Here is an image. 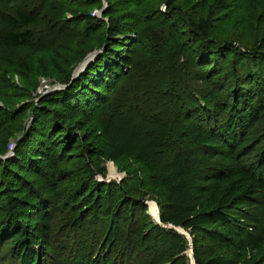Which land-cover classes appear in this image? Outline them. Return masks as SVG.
I'll return each mask as SVG.
<instances>
[{
  "label": "trees",
  "instance_id": "16d2710c",
  "mask_svg": "<svg viewBox=\"0 0 264 264\" xmlns=\"http://www.w3.org/2000/svg\"><path fill=\"white\" fill-rule=\"evenodd\" d=\"M45 1L40 0L30 10L22 3L13 11L6 0H0L1 49L37 50L33 27L39 24L38 14L45 13L49 22L45 31L55 32L48 60H60L56 49L71 35L67 30L81 28L85 20L67 19L68 12L81 8L90 12L103 7L102 0H53L51 5ZM107 1L109 9L104 19L91 18L92 35L85 37L81 45L84 48L90 43L89 49H82L68 66L82 62L91 53L102 52L75 81L71 78L73 69L63 71L67 88L40 97L32 109L34 123L17 145L15 157L0 159V264H191L186 254L190 249L187 237L163 225L181 227L190 234L196 264H264V82L260 77V72L264 74V35L254 48L243 45L252 51L250 55L238 48L235 51L233 42L222 45L211 38L200 19L212 18L213 0L193 1V23L188 24L195 28L182 22L178 12L182 16L184 12L177 7L179 0H155L152 4L147 0H129L128 11H135L142 17L140 21L115 10L121 0ZM254 8L257 18L264 20V0H255ZM162 20H170L174 33L177 32L173 34L172 29L168 38L173 42L163 45L164 49H172L174 60L161 51L151 53L146 48L153 40L149 34L156 36L162 32ZM181 29L190 31L188 48L183 44V35L178 33ZM129 33L140 34L144 46L136 47L134 42L129 45ZM236 42L242 45V41ZM188 53L192 65L204 71V78L198 75V80L208 81L210 88L191 87L187 74H174L177 64L187 66ZM226 54L233 56L231 61H227ZM18 63L11 61L14 66ZM150 65L160 67L159 73L168 76L157 81L156 90L169 96L178 119L191 127L190 132L177 136L154 131L158 144L149 145L153 149L149 154L141 150L134 154V162L129 158L133 156L131 145L125 149L127 161L123 170L131 176L129 168L136 164V178L144 172V163L158 166L161 159H167L166 151L174 157L169 166L163 167L164 175H153L154 182L169 192L164 193L161 224L157 225L147 215L148 208L141 197L145 194L138 187L146 186L140 182L132 186L135 179L101 184L88 191L76 187V178L59 173L64 159L71 154L85 166L100 153L97 139L102 124L90 122L86 116L97 118L96 114L105 108L110 93L124 77ZM2 70L1 67L0 82L4 80ZM140 72L142 76L148 74L144 68ZM52 77L63 81L62 74ZM250 82L252 85L246 86ZM139 83L124 85L119 93L128 89V99L133 100ZM37 85V81L32 83L34 89ZM1 91L2 88L3 102ZM83 94L91 99V106L85 114H77L75 106L82 103ZM112 111L109 121L117 118L116 110ZM3 112L0 156L8 151L12 130L8 112L16 115L19 122L27 116V111L22 110ZM167 114L166 110L162 115ZM162 115L157 120L163 121ZM131 129L136 133L142 131ZM204 136L216 140L217 146L204 144ZM173 138H177V143L172 147ZM182 157L184 161L179 163L178 158ZM73 181V188H66ZM95 192L109 195L102 199ZM115 196L119 198L112 202L110 198Z\"/></svg>",
  "mask_w": 264,
  "mask_h": 264
},
{
  "label": "rangeland",
  "instance_id": "374dc122",
  "mask_svg": "<svg viewBox=\"0 0 264 264\" xmlns=\"http://www.w3.org/2000/svg\"><path fill=\"white\" fill-rule=\"evenodd\" d=\"M6 1L8 4L7 7L11 8V10L13 11L19 9L22 3H24L26 10H30L32 9V7H36L37 5H39L40 2V0ZM154 1L155 0H147V2L151 4ZM193 1L194 0H179L180 5L177 7L183 9L184 16H182L179 12L178 15L181 17L182 22L185 24H188V21L192 22L190 18V11L194 4ZM45 2L51 5L53 0H46ZM3 4L5 3L3 2ZM102 4V9L95 8L90 12H87V9L82 8L81 10L74 9L72 12H68L67 19L79 17L84 18L85 20L81 28L67 30V32L71 33V35L67 37L68 39H64L63 41H61V43L59 44V48L56 49L58 53H54L60 58V60H48V55L53 52V48L51 49V47L53 46L50 44L53 36L55 35L53 33L55 32L50 31V34H48L47 31H45L49 24V22L47 21L48 18L46 17L45 13L38 14L39 24L33 27V31L36 34V38L38 39V49L34 50L35 52L23 48L15 49L10 52L6 49L0 48V68H3L2 76L4 79L2 80V82H0V88H2L1 92L3 93L2 96L4 98V101L0 102V128L4 124V122L2 121V118L5 117L3 115V111H27V116L20 122L18 121L19 119L16 118V115L13 116L11 112H8L9 114H11L10 116H8V118H11L12 120L9 129L12 130L10 132V139L7 142L8 151L5 155H1L0 159L5 161L15 157L17 145L26 136L27 132L34 123V115L32 114V109L35 104L38 105L40 97L52 91L65 90L62 88L67 87L68 83H63L66 76L65 72L63 73V71L67 70V68H71L73 69V72H75L76 69H79V66L90 55L89 54L82 62H75L74 65H71L72 67L68 66L72 63L71 59L75 60L82 49H84L85 51L89 49L88 46L90 45V43H88L87 46L84 45V48H82L81 45L85 43V37L88 38L89 35H92L93 21L91 18L95 16L100 19H104V15L109 9V4L107 0H102ZM254 4L255 0H213L211 7V10L213 12L210 13L213 14V16L212 18L209 17L200 19L201 25L208 33L211 34V38L213 37L217 41H220L222 45L225 44V42L228 44L233 42L235 43V51H238V49H240V52H246L248 55H250L252 54V51L244 48V46L254 48V46L260 45L258 43V39L260 38V36L264 35V20H259V18H257V16L255 15ZM135 5H137L138 7V4ZM129 6V0H121L117 3L115 10H117L120 15L127 12L131 20L140 21L142 17L139 18L140 16L134 13L135 11H128L130 8ZM162 6L163 8H161L166 11L165 4H162ZM141 7L145 8L143 4H141ZM105 21L110 22L108 18H105ZM161 23H163V27L160 30L162 31L161 33L159 32V34H157L156 36L149 34V36H151L153 40L149 42V46H146L147 51L151 53L161 51L164 55H166V57H171V60H174L175 56H172V54H170V52L172 53V49L170 47H166L164 49L163 46L165 43L170 44L171 42H173L172 38H168V33L172 32L173 29L171 21L162 20ZM190 27L195 28L194 26H192V24L190 25ZM53 30H55V27L53 28ZM189 32L190 31L185 32V30L184 32H182V29L178 32L179 34L183 35V40H185L183 44L185 48H188L190 45V39L188 36ZM172 33L176 34L177 32L175 31L174 33L173 29ZM128 35L132 37V41H128L129 45L131 44V42H134L136 47L142 48V46H144L140 43L142 41V39L140 38V34L138 35L136 33H129ZM236 40L242 41V45L236 42ZM98 52L101 53L102 51ZM184 56L187 55L184 54ZM232 57V55L230 57L228 54H226L227 61H231ZM188 58L190 60L188 59V62L185 63V65L187 66H184V63L180 66L177 64L176 67L178 68V71H174V74H176L177 76L187 74L186 76L187 79H189V85H191V87L193 86L197 88H210V83L208 81L198 80V75H201V77L204 78V71L192 65V56L189 53ZM95 59L92 61V63L95 61ZM246 59L247 57H245V60ZM11 61H18L19 63L14 66L11 65ZM67 62H69V64ZM91 64H89V66ZM4 66L7 69L6 72L4 71ZM87 68H85V70ZM143 68L148 72L146 76H142L140 72ZM143 68L140 67L135 71V73L132 71L130 75L124 77L123 81L112 91V93H110L109 101L107 102L105 108L101 112H98V114H96L97 118L91 117L90 114H88L87 116L85 115L87 120H89L90 122L97 123L98 121H100V123L102 124L103 129L101 127L98 133L99 138L97 139V141L100 142L97 147L100 150V153H98L92 159H89L88 165L85 166L82 164L79 158H74L72 156L73 154H71L70 158L64 159L63 166L61 167L62 170L59 173L62 175L68 174V178L71 179L73 177L76 178V187H80L81 189L82 187H84V190L88 191L93 190L95 187L97 188L98 185L101 184H121L124 180H130V178L135 179V183L131 182L132 186H135L137 182H140V184H144L146 186L145 189H142L140 186L138 187L141 194H145V196L142 195L141 197L143 198L144 205H146L148 208L147 215L149 216L152 223L157 225L161 224V203H165V198L163 197L165 195L164 193L169 194V192L167 188H160L158 186V183L154 182L155 178L153 175H155V173L157 172L164 175L163 167L169 166L172 163L171 158L174 157L172 155L169 156V154L171 153L170 151H166V153L164 154L168 155L167 159H161V162H159L158 166L154 165L156 163L146 165L143 162L145 164L142 165L144 172L141 171L140 173H138V176L136 178L134 173V169L138 170L136 164L134 165L135 167L133 169L129 168L130 172L133 174L131 176L128 174V172L123 170V165L127 161V157H125L124 155L125 149H127L128 146L131 145L133 149V156L129 158H131V160L134 162V154L138 153L140 150L141 153L146 151L149 154L151 150L153 151V149L150 150L149 145H153L154 143L158 144V138H156L157 136H155V133H153L154 131L163 130L164 133L170 132L177 136L185 134L186 131L190 132L191 127L190 125L186 124L183 119H178L177 113L173 111L174 104H171L168 98L169 96L164 94L162 90H160L161 92H159V90H156L155 85L157 84V81H162V79L164 80L166 77L168 78V76L161 75L159 73L160 67L158 66L155 67L153 65H150L143 66ZM85 70L83 71V73L85 72ZM258 70L259 69L257 67L256 71ZM55 73H59V75L62 74L63 81H55L52 77ZM73 76L74 73L71 76L72 79ZM260 77L264 82L263 72H260ZM3 81L6 82V88L4 90ZM35 81H37L38 83L36 89H34L35 87L32 86V83ZM137 81L140 82V88H138L136 91V98H134L133 100L128 99V89L125 90V92L123 91V93H119L120 89L124 85L126 86L128 84L127 86L130 87L131 85L137 83ZM251 85L252 83L250 82L246 86ZM20 90H26L27 92L23 93ZM26 95L28 96L27 99H22V97ZM92 100L94 101V99ZM90 101L91 99H88L85 94H83L82 103L75 106V109L77 110L76 113L85 114V110H88V108L91 106ZM95 101H99L97 96L95 97ZM113 108L114 110H116L115 117L117 118L109 121L108 119L109 116H111L110 114L113 113ZM166 110L169 114L164 117V115L162 114ZM110 111L111 113L109 114ZM158 115H162L163 121L157 120ZM123 124V129L117 127L118 125L121 126ZM131 128H134L135 130L141 129L142 131L141 133H136L135 131L132 132ZM7 134L9 135V132H7ZM176 139L177 138L172 139V147L176 145ZM164 143L166 144L167 142L164 141ZM204 144H207L211 147L217 146L216 140L210 139V137L207 136H204ZM10 156L11 158H9ZM5 157L7 159H5ZM178 160V162L180 163L184 161V158H178ZM129 163L132 165L130 161ZM74 183L75 181L71 182L69 186L68 184H66L68 186L66 188H73L72 184ZM172 186L176 185H173L172 183ZM135 188L136 187H133V189ZM153 190L155 191L152 192ZM96 194H99L100 198L102 199L104 198V196L109 195L95 192V195ZM118 198L119 197L115 196L111 197L110 199L112 200V202H116L115 200H117ZM195 204L196 206L200 205V203L198 202H195ZM159 218L160 223L158 222ZM163 227L173 229L180 234L182 233V235L186 236L188 240L190 239L188 237L190 236V234L181 227H175L173 225H163ZM190 251L191 246L186 254L190 258V263L193 264V260L191 259L189 253Z\"/></svg>",
  "mask_w": 264,
  "mask_h": 264
},
{
  "label": "water",
  "instance_id": "95a60500",
  "mask_svg": "<svg viewBox=\"0 0 264 264\" xmlns=\"http://www.w3.org/2000/svg\"><path fill=\"white\" fill-rule=\"evenodd\" d=\"M100 54V52H94V53H91L86 59H85V61L79 66L80 68V70L77 68L76 69V71L74 72V76H73V79H72V81H75L80 75H81V73H83V71L85 70V68H87L88 66H89V64H91L92 63V61L98 56ZM67 87H64V88H62V89H66ZM13 154V153H12ZM9 158H11V156L9 157ZM5 159H7L6 157H5ZM158 222L160 223V218H159V220H158ZM182 234V233H181ZM190 239V246H191V251L189 252L190 253V257H191V259L193 260V264H195V261H194V256H193V244H192V239H191V237L190 236H188Z\"/></svg>",
  "mask_w": 264,
  "mask_h": 264
}]
</instances>
